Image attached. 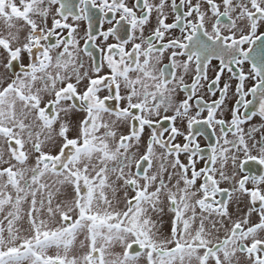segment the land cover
Returning <instances> with one entry per match:
<instances>
[{"label":"snow or ice","instance_id":"1","mask_svg":"<svg viewBox=\"0 0 264 264\" xmlns=\"http://www.w3.org/2000/svg\"><path fill=\"white\" fill-rule=\"evenodd\" d=\"M79 6L74 14L66 0H0V264H264V171L249 167L264 168V135L249 144L259 129L242 125L257 112L241 113L259 94L264 118V0ZM91 9L113 26L95 33ZM70 15L88 21L82 37ZM257 42L259 60L251 55ZM212 59L219 70L208 91L220 96L197 98L203 107L192 115ZM225 71L236 81L230 121L217 118L232 88L219 87ZM178 90L186 93L180 102ZM73 113H82L75 123ZM199 124L220 126L207 156L193 131ZM25 219L27 229L18 227Z\"/></svg>","mask_w":264,"mask_h":264},{"label":"flooded vegetation","instance_id":"2","mask_svg":"<svg viewBox=\"0 0 264 264\" xmlns=\"http://www.w3.org/2000/svg\"><path fill=\"white\" fill-rule=\"evenodd\" d=\"M170 2V0H169ZM193 2L195 3L196 0H193ZM66 3L69 4L72 13L74 14H79V0H66ZM127 3L129 6H132L135 3V0H127ZM177 3H179V0H177ZM91 12L94 14L93 15V19H92V27L95 33H98L99 31H106L109 27L113 26L110 25L107 22L106 17L103 16L102 13L99 12L98 9H91ZM174 17V14L171 13V11H168V21L169 23L172 22ZM101 20H103L104 22L101 23ZM69 23H74V24H78L79 28H78V32L79 35L82 37L85 33V31L88 28V21L85 20H81V21H73L72 20V16H69ZM18 26L20 22H17ZM48 24L49 26L51 25V17H49L48 20ZM155 26V13H153V16L150 20V23L148 25L145 26V36L149 35L151 33L152 28ZM264 32V26H261L258 29V33ZM0 33H5L6 34V27L3 24L2 21H0ZM121 34L123 35V31L121 32ZM171 35H175V36H179V30H173ZM110 43L115 42L114 38H110L109 40ZM97 43H100V40L97 41ZM83 46V40H81V47ZM131 46L129 45V48ZM245 47H247V45H245ZM92 51L94 52L95 56L97 57V59L99 60L100 57V53H99V49H92ZM251 55L253 57H255L257 60L260 59L261 56V51H260V47H259V42H257V45L254 46L253 52L251 53ZM186 57H180L178 59H185ZM82 59L84 60L85 63V67L87 68L88 65L90 64V60L87 57H82ZM168 63V58H167V54L165 55L164 59H163V64H167ZM193 67V71H194V65ZM245 70L247 71V69L250 67L249 64H245L244 65ZM17 71H19V68L17 66ZM219 70V60L217 59H212L210 64L208 65V69H207V74H208V80L206 81H201V83L203 84V87H201L198 92L196 97H193V100L190 101L192 107L190 109V114L195 115V113L197 111L200 110L201 107H203V105H200L199 107L197 106V98H202L203 101L205 103H211L213 100H216L219 98L220 96V92L217 89L216 90V94L212 95L209 91H208V85L211 83V81L214 79L215 77V73ZM83 71V69L81 70ZM105 71H107V69L105 68ZM5 74V70L3 69L2 66H0V78L3 77V75ZM7 75H11L10 72L7 73ZM192 80V73H189L185 76V83L190 84ZM225 82H229L232 85V88L229 90V93L227 95V97L225 98V103L222 106L223 108V114L221 115L220 112L217 113V118H223L226 121H230L231 119V113H230V109L234 106L235 104V99L236 96L234 95L235 92V84L236 81L235 80H230L229 79V74L227 73V71H225V73L222 75L221 77V82L219 87H223V84ZM255 83V81L249 79L248 81H246V85L245 88L247 90V88L252 87L253 84ZM215 87V86H214ZM186 97V93L184 91H180L178 90L176 95H175V100L176 102H180L182 101L184 98ZM249 100H252L253 103L252 105H250L248 110L245 109H241V113L245 114V115H249L251 112L255 111L257 112L256 115L252 116L251 119L247 120L242 127L244 128V131L247 133L249 129L251 128H257L259 129V131H256L254 133H252V136L254 137V140H249V144H252L254 142H259L261 139V136L264 135V118H262L259 114H258V100H259V94L257 95V97H252L249 96L248 97ZM165 113L163 112V110H161V116H163ZM168 115H171L172 113L169 112L167 113ZM82 116V113H73L71 115V121L73 123L77 122ZM207 117V110L206 108L201 112V116L200 119L203 120ZM155 119V118H154ZM168 122H164V125L167 126ZM177 126L179 128H181V130H185L186 129V122H180L177 121ZM219 125H215L213 127H208L207 125L204 124H199V125H194V129L193 131L195 132L197 129L200 130V133L202 134H197L196 135V142L199 143L200 147L204 150V155L207 156L208 152H209V145L215 144L220 133H219ZM121 131L126 132V128H121ZM149 129H145V133L144 136L142 137V141H146L147 137H148V133H149ZM165 138H167V133L165 134ZM228 139H233V136L231 133H229L228 135ZM247 139V137H246ZM176 142H182V137L177 138ZM221 143H223V141L221 140ZM259 147V144L257 143V148ZM47 150V149H46ZM141 150H143V147H141ZM53 151H55V149H53ZM253 154H256L255 149L253 150ZM181 159H185L184 156L181 157ZM29 165H31L33 163V160H29ZM204 164V161H200L197 164V167H202ZM6 166V165H5ZM249 167L251 169L252 172L254 173H259L260 171H264V168H262L261 166H258L257 164H255L254 162H250L249 163ZM222 187H227V185H221ZM250 186V185H249ZM219 198V197H218ZM242 199H246V198H242ZM242 206H244L243 203H241ZM236 206L235 202L230 203L231 208H234ZM246 210V209H245ZM0 218H2V214H0ZM253 219L255 220L256 217L255 215L253 216ZM6 224V222H5ZM18 227H22V229H27V221L22 220L20 222H18ZM167 227L168 232L170 231V223H169V215H164L162 217V227ZM167 231L165 232V234L168 233ZM80 239H83V236L80 237ZM76 248L79 249V243L77 242ZM117 251H119V248H116ZM55 250H50V254H54Z\"/></svg>","mask_w":264,"mask_h":264},{"label":"rangeland","instance_id":"3","mask_svg":"<svg viewBox=\"0 0 264 264\" xmlns=\"http://www.w3.org/2000/svg\"><path fill=\"white\" fill-rule=\"evenodd\" d=\"M46 179H49V182H51V178H46ZM25 207H26V206H25ZM240 208H241V209H244V206H242V205L240 204ZM229 210H230V212L233 213V216H234V218H235V216L237 215V205H236L234 208L229 207ZM244 210H245V209H244ZM245 211H246V210H245ZM239 214L242 215L243 213L241 212V213H239ZM162 228H163L164 233H165L166 231L168 232L166 226H165V227L163 226ZM221 235H223L222 232H221ZM115 250L117 251V249H115ZM23 264H29V262H28V261H24ZM141 264H144L143 260L141 261Z\"/></svg>","mask_w":264,"mask_h":264}]
</instances>
